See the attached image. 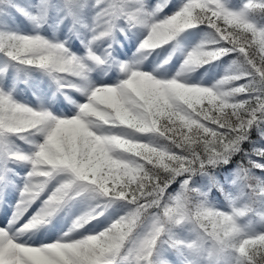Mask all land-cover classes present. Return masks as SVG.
<instances>
[{"label":"snow or ice","instance_id":"1","mask_svg":"<svg viewBox=\"0 0 264 264\" xmlns=\"http://www.w3.org/2000/svg\"><path fill=\"white\" fill-rule=\"evenodd\" d=\"M169 2L37 0L36 12L29 13L13 0H0L36 28L56 11L57 26L69 21L68 31L83 49L77 54L67 40L38 32L0 30V201L17 187L12 178L19 173L10 165L27 169L11 216L0 220V264H172L167 252L178 264H264V178L251 172L264 171V163L237 165L229 182L242 186L237 196L211 171L229 162L251 129L264 139V27L250 19L264 12V0H244L239 10L225 0H183L160 17ZM201 25L209 30L206 39L185 53L176 77L235 54L210 87L156 78L140 70L138 60L119 61L112 54L117 32L143 30L137 53H151ZM9 66L42 71L75 113L57 116L16 101L3 82ZM101 68L105 74L115 68L121 78L97 84L91 73ZM13 137L29 150L15 146ZM253 155L264 157V148ZM194 176L205 177L207 185L194 186ZM174 182L179 188L168 191ZM213 188L225 197L226 211L210 201ZM38 200L40 206L23 220ZM78 200L87 209L55 241L22 238ZM114 203L124 214L107 227L71 235L99 222ZM209 240L215 242L211 247Z\"/></svg>","mask_w":264,"mask_h":264},{"label":"trees","instance_id":"2","mask_svg":"<svg viewBox=\"0 0 264 264\" xmlns=\"http://www.w3.org/2000/svg\"><path fill=\"white\" fill-rule=\"evenodd\" d=\"M152 2L156 3V0H151ZM13 2L24 8L29 13H35L36 8L35 5L37 4V0H13ZM54 4H58L59 0H52ZM183 0H170L168 6L164 9L162 13H160V17H164L166 15L171 14L173 11H175L176 7H178ZM225 3H229L230 8L232 10H239L242 4L244 3V0H225ZM59 16L57 14V18H54V10L51 11L50 17H47V22L43 23L41 27H43L46 31L51 32L55 25L57 24ZM7 19L10 20V22H16L19 25H23L24 23H27L28 25L31 24V22L24 16L21 15L19 12L15 11L14 8L7 6L6 4H0V30H4L7 32H15L19 34H23L19 31H13L11 29L10 25H7ZM250 19L256 23L259 27H264V12H256L253 13L250 16ZM60 28L67 30V37L66 39L70 42V46L72 50L74 48L80 47V42L77 40L74 36L70 35L68 29H69V21L65 20L64 23L59 24ZM209 30L205 28L204 26H199L198 28L189 29L186 30L184 33L180 34L178 39L174 42H170L168 45L163 46L161 49H157L154 52L151 53H137V46L140 43V41L144 38L143 30L133 29L131 32H126L125 35H121L119 32L115 34V43L112 44V50L113 55L117 60L120 61V59L125 58L127 55L129 56H140L145 58L151 57L153 54H164L168 56L171 54L169 61H171L174 57L181 55L180 52V39L185 36L195 35L196 33H201V36L199 40L193 44L189 50H191L194 46L199 44L202 40L206 39V33ZM188 50V51H189ZM187 52V51H186ZM185 52V53H186ZM235 59V54H231L228 56H224L220 58L219 60L212 61L211 63L204 64L200 67H195L192 70H200V69H211L214 65L220 66L221 64H226V68L224 73L220 76H224L226 74V70H229L230 62ZM5 61L2 56H0V67L4 66ZM117 73H119L115 68H112L109 70V73L106 78H108L109 83L115 82V78L117 76ZM41 78L46 81L48 85L52 87V90L54 91V94L56 95L57 101L56 106L54 107V113L57 116H61L62 112H65L69 116L73 115L76 108L74 105L68 103L64 95H62L60 92H57L56 86L52 83L50 78L44 74L42 71L34 70V69H25L21 71H16L13 66H9L7 68V75L4 77V84L8 88H12L14 91L23 92L26 96L31 97L35 99L38 95L40 97V94L37 92V90L34 87V79ZM219 78V79H220ZM237 83H244V81H239ZM67 94L71 96L73 100H76L77 102L82 101L84 98L79 95V93H76L74 90L68 89L66 90ZM12 92V95H13ZM15 97V96H14ZM14 145L19 146V148L23 149L24 151H28V145L25 144L23 141L16 139L15 137L12 138ZM264 148V139L260 138V135L256 128H253L249 132L248 139L241 142L240 144V150L236 152L230 159L227 164H221L215 169H212L211 171L216 176L217 180L223 185L224 190L228 193H233L235 196L240 194L241 191V185L240 184H230L229 182L233 180L234 174L237 170V165L242 164L244 166L248 165V161H254L256 163H264V157L253 155L254 149H261ZM10 167H13L17 173H19V177H13L12 179L15 180L16 185L19 184L18 179L20 178V175H23V173L27 170L26 168L19 166V165H10ZM251 172L257 176L264 178V171H261L260 169L251 168ZM193 179L195 180L196 187H204L207 185V179L205 177L201 176H194ZM179 188V183L174 182L168 191L175 192ZM246 192V190H245ZM46 195V193H45ZM43 199V196L41 197ZM209 199L211 202L214 203L217 200H225V197L221 194V192L217 191L215 188L211 190L209 193ZM247 199V196H241L240 202H245ZM3 203L5 206H10V200H3ZM94 203V202H93ZM35 207L40 206L39 200L33 204ZM216 206V205H215ZM68 207V206H67ZM65 207L62 211H60L58 214H56L49 223L46 225L40 227L38 230L35 231V233L40 234L42 232H45L48 228H50L54 220L60 217V215H63V212L67 208ZM36 209H33L32 213H34ZM219 209L218 207H216ZM222 210V209H219ZM112 211H117L118 214L114 219L111 218ZM124 210L121 208L120 204L114 203L111 207H109L105 212L103 216H100L99 222L96 220H93L91 224L85 225L84 227H88L89 225H93L94 229L89 232L85 233V235L92 234L94 232H99L103 228L107 227L113 220H115L118 216L123 215ZM32 215V214H31ZM180 235L183 236V231L180 230ZM81 238V237H80ZM167 259L172 262V264H178L176 256L172 252L166 253Z\"/></svg>","mask_w":264,"mask_h":264},{"label":"rangeland","instance_id":"3","mask_svg":"<svg viewBox=\"0 0 264 264\" xmlns=\"http://www.w3.org/2000/svg\"><path fill=\"white\" fill-rule=\"evenodd\" d=\"M150 4H154L151 0H149ZM227 7L230 8L229 3H226ZM231 9V8H230ZM51 11L48 12L47 17H50ZM160 15V14H159ZM54 18H57V12L54 11ZM7 25L11 26V29L13 31H19L26 35H31L36 32L39 34L49 38L50 40L55 37L56 40L59 41H65L67 40V30L60 28V25H55L54 29L51 32L46 31L43 27L36 28L35 24L31 22L30 25L27 23H24L23 25H19L16 22H10L9 19H7L6 22ZM201 36V33H196L195 35L185 36L180 39L179 47L180 52L182 53L179 56L174 57L171 61L168 60V63L164 64L162 63L165 59L168 58V56L164 54H153L149 58L140 57V56H129L127 55L125 58L120 59V61H133L138 60L139 61V69L145 72L152 73L156 78L159 79H168L176 77V74L180 72L181 70V64L185 58V52L190 49V47L195 44ZM68 46H70V42L67 40ZM71 48V46H70ZM73 52H76L77 54H82L83 49L80 47L74 48ZM226 68V64H221L220 66H213L211 69H200V70H185L181 73L179 77H176L180 82L187 83L189 85H197V86H212L215 84L220 76L224 73ZM109 73V70L107 71V74H105L103 68L98 69L96 71H93L91 73V78L94 82L99 84L100 82L109 83V80L107 77ZM121 78V74L117 73V76L115 78V81L117 79ZM34 87L37 90V92L40 94L33 99L31 97L26 96L23 92L14 91L13 97L16 101L23 103L27 106L33 107L34 109H38L40 107H43L50 112L54 113V107L56 106V95L52 91V87L46 83L44 79L36 78L34 79ZM80 102H83L80 101ZM76 111V110H75ZM75 111L73 113H75ZM63 116L70 117L65 112H62ZM22 149V148H21ZM26 172V171H25ZM24 172V173H25ZM23 173V175H24ZM23 175H20V177H23ZM19 184L16 188L9 187L3 194V199L0 201V220H3L4 222L7 221V217L11 216L13 211V206L16 204L17 198H18V188L22 186V179H18ZM233 196H235L233 193H231ZM10 200V206L7 207L3 203V200ZM216 207L222 210H227V205L225 200H217L215 202ZM88 207L87 202L82 201H76L74 203H71L63 212V215L61 214L60 217L56 218L54 220L53 225L48 228L45 232H43L41 235L38 236L37 233H29L26 234L24 237H22L25 240H28L29 243L32 244H41V243H50L55 241L58 237H60L64 232H67L69 228L72 225L73 220L79 216L81 213H83ZM34 205H32L31 208L28 209V212H26L23 216V220H27L31 214L33 209H36ZM118 214L117 211H112L111 218L114 219L116 215ZM94 229L93 225H89L88 227H83L78 229L76 232L71 233V235L75 238H80L81 235H85V233H89ZM183 235L185 233L183 232Z\"/></svg>","mask_w":264,"mask_h":264},{"label":"clouds","instance_id":"4","mask_svg":"<svg viewBox=\"0 0 264 264\" xmlns=\"http://www.w3.org/2000/svg\"><path fill=\"white\" fill-rule=\"evenodd\" d=\"M214 243H215V242L209 240V247L213 246Z\"/></svg>","mask_w":264,"mask_h":264}]
</instances>
